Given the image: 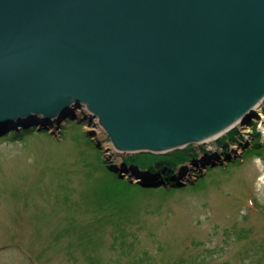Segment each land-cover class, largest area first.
I'll list each match as a JSON object with an SVG mask.
<instances>
[{
    "label": "water",
    "instance_id": "1",
    "mask_svg": "<svg viewBox=\"0 0 264 264\" xmlns=\"http://www.w3.org/2000/svg\"><path fill=\"white\" fill-rule=\"evenodd\" d=\"M262 99L264 0H0V125L85 104L119 150L161 152Z\"/></svg>",
    "mask_w": 264,
    "mask_h": 264
},
{
    "label": "rangeland",
    "instance_id": "2",
    "mask_svg": "<svg viewBox=\"0 0 264 264\" xmlns=\"http://www.w3.org/2000/svg\"><path fill=\"white\" fill-rule=\"evenodd\" d=\"M71 108L64 120L38 115L0 126V264H264V125L261 132L258 116L239 129L247 143L252 130L253 144L263 143L250 147L243 161L241 147L210 159L215 167L205 174L190 163L183 172L175 155L168 156L174 167L151 168L153 177L140 187L127 182L139 180L143 162L157 164L152 154L135 155L141 167L135 171L124 167L122 159L132 154L114 149L99 120L86 118V106ZM25 122L33 125L21 128ZM21 131L25 136L17 137ZM233 140L230 134L222 143ZM220 141L192 148L215 151ZM106 188H116L111 197L134 207L112 212L103 201Z\"/></svg>",
    "mask_w": 264,
    "mask_h": 264
},
{
    "label": "trees",
    "instance_id": "3",
    "mask_svg": "<svg viewBox=\"0 0 264 264\" xmlns=\"http://www.w3.org/2000/svg\"><path fill=\"white\" fill-rule=\"evenodd\" d=\"M74 120H75V119H74ZM75 123H76V122H75ZM16 134H17V137L21 136V138H22V137L25 136L26 133H24L23 131H21L20 133L17 132ZM87 138H88V136H87ZM165 157H166V156H165ZM184 160H185V159H181L180 162H182V161H184ZM127 161H128V159H127ZM177 162H179V161H176V162H174V163L176 164ZM133 163H135V162H133ZM116 178L119 179V177H116ZM119 180H120V179H119ZM123 181L126 182L125 180H123ZM123 181H122V182H123ZM112 182H113V181H112ZM127 183H128V185H131L129 182H127ZM125 184H126V183H125ZM131 186H132V185H131ZM103 192L105 193V196H104L105 198H104L103 201H106L108 204H111V205L113 204V206L109 205L110 208H112V209H111L112 212H116V213H117V210H119L120 212L125 213V212H126L125 210H130L131 207H134L133 205H131L130 207H128V206H129L128 204L123 203L122 201L115 199V198H116L115 196H112V197H111L112 194H116V193H118L116 188H114V189L106 188V189L103 190ZM128 200H129V199H128ZM130 201H131V200H130Z\"/></svg>",
    "mask_w": 264,
    "mask_h": 264
},
{
    "label": "bare ground",
    "instance_id": "4",
    "mask_svg": "<svg viewBox=\"0 0 264 264\" xmlns=\"http://www.w3.org/2000/svg\"><path fill=\"white\" fill-rule=\"evenodd\" d=\"M260 112V111H259ZM262 112V111H261ZM260 112V113H261ZM262 114V113H261ZM47 120H49L50 118H48V117H45ZM50 120H53V118H51ZM49 120V121H50ZM54 120H57V119H54ZM86 129H87V127H86ZM224 131H226V130H224ZM224 131H222V132H220V133H218V134H216V135H214V136H212V137H209V138H205V139H203L202 140V142H204V143H207V142H210V141H213V139H216L218 136H221V134H224L225 132Z\"/></svg>",
    "mask_w": 264,
    "mask_h": 264
}]
</instances>
